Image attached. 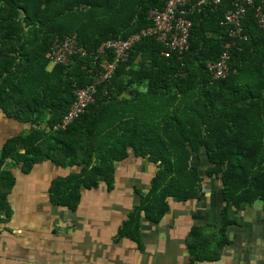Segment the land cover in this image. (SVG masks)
<instances>
[{
  "label": "trees",
  "instance_id": "trees-1",
  "mask_svg": "<svg viewBox=\"0 0 264 264\" xmlns=\"http://www.w3.org/2000/svg\"><path fill=\"white\" fill-rule=\"evenodd\" d=\"M167 1L0 0V114L29 126L2 150L0 224L17 181L10 164L25 174L48 161L81 167L50 188L53 203L75 211L84 189L101 182L112 189L115 163L130 150L157 173L150 189L140 193L121 237L138 241L143 219L159 224L172 202H202L205 179L220 182L221 223L196 226L188 239L192 264L216 262L233 244L229 228L241 225L235 212L264 205V24L258 12L264 14V0L247 7L236 37L230 35L233 26L223 23L234 8L231 0L198 6L188 15L192 27L183 53L143 37L109 80L95 83L104 60L115 58L106 50L96 60L98 49L150 27L149 13L161 11ZM74 35L87 55L55 65L50 55L56 41ZM225 50L231 55L229 72L214 78L208 63ZM94 83L86 113L57 130L77 101L75 91Z\"/></svg>",
  "mask_w": 264,
  "mask_h": 264
},
{
  "label": "crops",
  "instance_id": "crops-1",
  "mask_svg": "<svg viewBox=\"0 0 264 264\" xmlns=\"http://www.w3.org/2000/svg\"><path fill=\"white\" fill-rule=\"evenodd\" d=\"M27 130L28 125L0 114V157L7 140ZM8 167L17 181L0 224V264H192L190 231L217 218L211 182H203L200 204L172 202L161 223L143 219L138 241L121 237L129 214L140 204V193L150 189L157 173L155 165L131 150L128 158L115 163L112 189L103 182L95 189H84L75 211L53 203L50 188L56 179L81 167L65 168L48 161L29 174L18 166ZM254 211L251 208L244 215L250 218ZM253 236L257 230L249 229L247 240ZM247 242L242 247L237 243L226 247L213 264H264L256 254V241Z\"/></svg>",
  "mask_w": 264,
  "mask_h": 264
},
{
  "label": "built area",
  "instance_id": "built-area-1",
  "mask_svg": "<svg viewBox=\"0 0 264 264\" xmlns=\"http://www.w3.org/2000/svg\"><path fill=\"white\" fill-rule=\"evenodd\" d=\"M231 1L234 8L226 13L223 23L233 26L230 35L236 37L242 34V19L247 15V7L253 6L255 0ZM208 2L218 5L221 3V0H168L166 6L161 11L155 10L149 13V19L152 22L150 27L131 36L127 40H110L104 43L98 49L96 60L99 59L100 55L107 52L106 50H113L115 58L109 60L107 55H105L107 58L104 60L103 71L96 76L95 83L100 84L109 80L115 72L117 63L126 61L130 48L135 41L143 37H154L165 46L183 53L189 46V36L192 27V20L188 15L196 7ZM258 12L262 16L264 24V14L260 9ZM79 53L87 55V51L82 49L79 44L78 35H74L65 40L58 39L54 45L50 59L55 65H69ZM230 56V51L225 50L217 61L208 63V67L214 78H223L228 74ZM95 83L87 86V88H78L75 91L77 101L63 122L56 126L57 130L61 128L67 129L77 118L86 113L87 108L94 101L96 93ZM1 217H3V213L0 209Z\"/></svg>",
  "mask_w": 264,
  "mask_h": 264
},
{
  "label": "flooded vegetation",
  "instance_id": "flooded-vegetation-1",
  "mask_svg": "<svg viewBox=\"0 0 264 264\" xmlns=\"http://www.w3.org/2000/svg\"><path fill=\"white\" fill-rule=\"evenodd\" d=\"M215 187H216V185H215ZM222 189L223 188H220L219 190L222 191ZM219 190H218V193H217V194H219V198L217 197L215 200H214V198L211 199L212 200L211 201L212 203H213V201H216V206L215 207H212V208H213L215 214L218 217L216 219H214L213 221L209 222L207 225L214 226V225H217V224L221 223V220H222V217L221 216H222V213H223L222 212L223 211V208L225 207V203L223 202V198L221 196L222 195V192L221 191L219 192ZM256 207L257 206L249 207L245 211H241V212H237L236 210H234V211H236L235 212L236 213V216L238 218V221H240V224L241 225H238L237 224L236 227H230L229 230H228V233L227 234H228L230 240L233 243H237L236 240L233 239V233L234 232L235 233L236 232L241 233L242 230H244L246 228H247L248 231H249V229H251V230H255V229L257 230L258 229V225H259L258 222H256V224H251V228H250V225L244 221L246 219H249V217H246L244 215V213L248 212V210L251 209V208H253L254 210H256ZM262 207H263V210H264V206H262ZM242 219H243V221H242ZM243 240L245 242H247V234L243 237ZM254 241H256V243H257V245L255 247V249L257 250L256 251V254H257V256L263 258V263H264V233H260V236H253V239L252 240H249L250 243H252Z\"/></svg>",
  "mask_w": 264,
  "mask_h": 264
},
{
  "label": "rangeland",
  "instance_id": "rangeland-1",
  "mask_svg": "<svg viewBox=\"0 0 264 264\" xmlns=\"http://www.w3.org/2000/svg\"><path fill=\"white\" fill-rule=\"evenodd\" d=\"M53 64V63H52ZM51 68H53V65H51ZM198 164V163H197ZM207 167V165H206V162H205V159H204V157L201 159V166H200V172H202L203 173V171H204V169ZM207 182H211L210 184H211V186H212V189H213V192H212V194L210 195V198H214V200H215V197L214 196H217L218 194V190L220 189V188H222V186H221V183L220 182H215V183H212V181H209V180H207V179H205V181H204V183H207ZM216 185V187H215V189H214V186ZM215 190H216V192H215ZM201 203V202H200ZM200 203H198V204H200ZM204 205H205V203H203ZM212 204H214V205H216V201H213V203ZM210 205V204H209ZM208 205V206H209ZM196 206V205H195ZM257 207H256V210L254 211L256 214L255 215H251L250 216V218L249 219H246V220H244L246 223H251V224H256V222H258L259 223V225H258V229H257V236H260V233H264V210H263V207L262 206H264L263 204H258V205H256ZM196 210H198V208L196 209ZM218 217V216H217ZM242 221H243V219H242ZM249 226V225H248ZM246 228V227H245ZM247 232H248V230H247V228L246 229H244V230H242V232L241 233H237V234H235L234 235V240H236V242H237V245L238 246H240V247H242V246H245V245H247L248 244V242H245L244 240H243V237L247 234ZM212 233H215L216 235H217V237H218V233H217V231H213ZM218 239V238H217ZM216 239V240H217ZM247 241H249V240H247ZM231 246V245H230ZM229 247V246H228ZM243 260H245V259H243Z\"/></svg>",
  "mask_w": 264,
  "mask_h": 264
},
{
  "label": "water",
  "instance_id": "water-1",
  "mask_svg": "<svg viewBox=\"0 0 264 264\" xmlns=\"http://www.w3.org/2000/svg\"><path fill=\"white\" fill-rule=\"evenodd\" d=\"M123 96H130V94H128V93H123V94H121V97H123ZM205 177V176H204ZM213 263H215V262H205V263H201V264H213Z\"/></svg>",
  "mask_w": 264,
  "mask_h": 264
}]
</instances>
